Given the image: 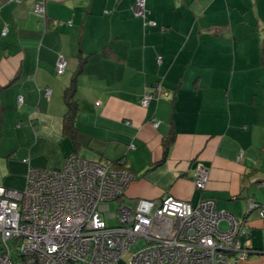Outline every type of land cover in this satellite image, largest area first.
<instances>
[{"label":"crops","instance_id":"1","mask_svg":"<svg viewBox=\"0 0 264 264\" xmlns=\"http://www.w3.org/2000/svg\"><path fill=\"white\" fill-rule=\"evenodd\" d=\"M35 2L0 0V184L23 189L29 167L61 168L71 154L123 160L135 175L127 205L212 198L249 226L239 264H264V217L246 214L249 200L264 203V0H145L144 18L135 0H44L43 14Z\"/></svg>","mask_w":264,"mask_h":264},{"label":"built area","instance_id":"2","mask_svg":"<svg viewBox=\"0 0 264 264\" xmlns=\"http://www.w3.org/2000/svg\"><path fill=\"white\" fill-rule=\"evenodd\" d=\"M144 4L136 0V15ZM34 11L45 12L44 0H36ZM65 68L59 54L54 70ZM155 89L160 92V85ZM152 97L146 92L141 104ZM134 178L123 160L101 164L71 154L61 168L29 167L23 189L0 184V264H239L249 257L245 220L216 210L212 198L193 206L165 195L127 205L125 190ZM207 181L208 170L199 165L194 188L205 190ZM112 201L117 211L107 217L118 222L108 225L103 212ZM252 210L264 217V203L249 200L246 214Z\"/></svg>","mask_w":264,"mask_h":264},{"label":"trees","instance_id":"3","mask_svg":"<svg viewBox=\"0 0 264 264\" xmlns=\"http://www.w3.org/2000/svg\"><path fill=\"white\" fill-rule=\"evenodd\" d=\"M135 3H136V0L134 2V5H133V12H134ZM145 12H146V9H145V4H144L143 13L141 15H136L135 12H134V15L144 18L145 17ZM158 57L160 58V61H161V56L159 55L156 58L157 62L160 63V61H158ZM157 85H160V83H157L156 86ZM156 86H155V88H156ZM74 90H75V80L72 81V83L69 85V87L65 91V100L68 103V108H69V111H68L67 115L64 117V122H63V128H64V131H66V132L70 129L69 125H70V123H71V121L73 119V116H74V114H75V112L77 110V108H76V100L74 99V96H73L74 95ZM171 141H172L171 138L164 140V144H163V158H165V156L168 153Z\"/></svg>","mask_w":264,"mask_h":264},{"label":"rangeland","instance_id":"4","mask_svg":"<svg viewBox=\"0 0 264 264\" xmlns=\"http://www.w3.org/2000/svg\"><path fill=\"white\" fill-rule=\"evenodd\" d=\"M101 163V162H99ZM101 164H104V163H101ZM117 206H118V202L117 201H112L109 203V209L108 210H105L103 213H104V218H105V221L108 225H114V224H117V219L116 218H108L107 217V214L108 213H114L117 211ZM221 228L225 229V224L222 222L220 224Z\"/></svg>","mask_w":264,"mask_h":264}]
</instances>
